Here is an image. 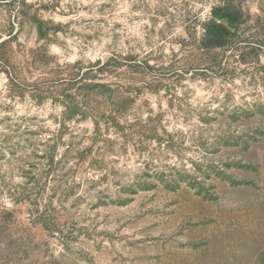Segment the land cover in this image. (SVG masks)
Masks as SVG:
<instances>
[{
  "label": "rangeland",
  "instance_id": "1",
  "mask_svg": "<svg viewBox=\"0 0 264 264\" xmlns=\"http://www.w3.org/2000/svg\"><path fill=\"white\" fill-rule=\"evenodd\" d=\"M0 264H264V0H0Z\"/></svg>",
  "mask_w": 264,
  "mask_h": 264
},
{
  "label": "trees",
  "instance_id": "2",
  "mask_svg": "<svg viewBox=\"0 0 264 264\" xmlns=\"http://www.w3.org/2000/svg\"><path fill=\"white\" fill-rule=\"evenodd\" d=\"M217 18L223 19L226 25L230 28L234 26L237 20L236 13L228 8L216 9L212 13ZM227 36L222 32L221 27L214 20H209L204 25V38L202 45L204 48H220L227 43Z\"/></svg>",
  "mask_w": 264,
  "mask_h": 264
},
{
  "label": "water",
  "instance_id": "3",
  "mask_svg": "<svg viewBox=\"0 0 264 264\" xmlns=\"http://www.w3.org/2000/svg\"><path fill=\"white\" fill-rule=\"evenodd\" d=\"M221 30H222V32H223L225 35H227V33L223 30V28H221Z\"/></svg>",
  "mask_w": 264,
  "mask_h": 264
}]
</instances>
